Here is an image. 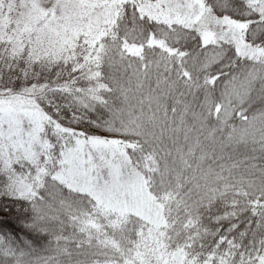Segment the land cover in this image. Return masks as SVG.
I'll return each mask as SVG.
<instances>
[{"label": "snow or ice", "instance_id": "snow-or-ice-1", "mask_svg": "<svg viewBox=\"0 0 264 264\" xmlns=\"http://www.w3.org/2000/svg\"><path fill=\"white\" fill-rule=\"evenodd\" d=\"M0 264H264V0H0Z\"/></svg>", "mask_w": 264, "mask_h": 264}]
</instances>
